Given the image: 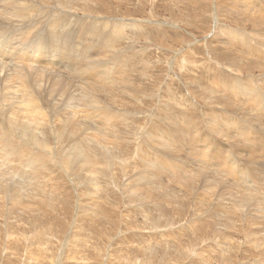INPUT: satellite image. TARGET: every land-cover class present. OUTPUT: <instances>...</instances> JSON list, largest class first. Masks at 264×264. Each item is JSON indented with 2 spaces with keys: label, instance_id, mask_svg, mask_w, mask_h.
Masks as SVG:
<instances>
[{
  "label": "rangeland",
  "instance_id": "obj_1",
  "mask_svg": "<svg viewBox=\"0 0 264 264\" xmlns=\"http://www.w3.org/2000/svg\"><path fill=\"white\" fill-rule=\"evenodd\" d=\"M27 2L57 22L26 27L17 4L0 22V264H264V17L234 0ZM88 25L112 42L98 56ZM85 50L116 80L86 90ZM10 89L36 101L26 116Z\"/></svg>",
  "mask_w": 264,
  "mask_h": 264
},
{
  "label": "bare ground",
  "instance_id": "obj_2",
  "mask_svg": "<svg viewBox=\"0 0 264 264\" xmlns=\"http://www.w3.org/2000/svg\"><path fill=\"white\" fill-rule=\"evenodd\" d=\"M2 3L0 4V6H2L5 2H3L4 0H0ZM59 2H60V4H64V3H68V4H70V3H72V0H58ZM86 2H87V0H85ZM230 1H232V0H230ZM235 1H238V0H234V3H236ZM239 1H241L242 2V9H241V7H240V5H238V4H231V7H232V9L230 8V12L231 13H233V11L235 10V8H236V10H238L237 11V13H234V15L236 14V16L238 15V16H241V17H246V15L248 14V15H251V14H249V13H247L246 14V12H254L256 15H258V17L260 16L261 18L262 17H264V0H262V1H257V0H239ZM257 1V2H256ZM33 3V2H32ZM38 3V2H37ZM79 3L80 2H76V6H78L79 5ZM8 7H6V5H5V7H3V8H1L0 7V22H6V21H8L10 18H9V13H8V11H7V9L8 8H10V9H12L13 7H15V5L17 4V6H18V8L20 9V10H23V11H26L24 14H17V13H13L15 16H16V18L18 19V20H20L21 22H23V23H25V26L26 27H33V28H35L36 30H41V28H42V26L43 25H45V24H47V25H52V22H57V18L54 16H52L51 14H49V15H47V17H44V15L42 16V17H40V18H35V19H29L30 18V16L28 15V13L27 12H29L28 10H31L32 9V4L30 5V3L29 2H27V0H6V3H5ZM74 4V3H73ZM241 4V3H240ZM71 6V5H70ZM69 6V7H70ZM83 6H88V5H83ZM35 8V7H34ZM65 9V8H64ZM74 9V8H73ZM33 10V9H32ZM75 10V9H74ZM245 10V11H244ZM218 11V10H217ZM43 13V12H42ZM46 13V12H45ZM68 13V12H67ZM66 13V14H67ZM41 14V13H40ZM218 14V13H217ZM64 15V14H63ZM219 15V14H218ZM221 15V14H220ZM36 16V15H35ZM59 16V15H58ZM253 16V15H252ZM251 16V17H252ZM53 17V18H52ZM64 17V16H63ZM42 18H43V20H42ZM59 18V17H58ZM245 19V18H244ZM53 20H56V21H53ZM64 20V19H63ZM90 20L91 21H93V23H100V20H99V18H90ZM243 20V19H242ZM250 20V19H249ZM35 21V22H34ZM102 21V20H101ZM255 21V20H254ZM259 22H260V20H259ZM61 23V22H60ZM83 23H85V22H83ZM89 23V22H88ZM112 23V22H111ZM75 24V23H74ZM74 24H72V25H70V30L69 29H65L64 27H62L61 26V24H59L60 25V35H62V33L64 32V34L65 35H69V36H71V29H74L72 26H74ZM86 25V24H85ZM92 25V24H91ZM90 25V26H91ZM94 25V24H93ZM132 25V24H131ZM89 26V25H88ZM87 26V27H88ZM89 26V27H90ZM97 26V28L99 29L100 28V26L99 25H96ZM82 27H84L83 25H82ZM84 28H86V27H84ZM135 28V27H134ZM257 28V27H256ZM87 29V28H86ZM90 33L89 34H87V36H85V37H87V38H89V40H90V43H91V45H92V50H94L95 49V52L96 53H94V55L96 54V56H98V54H97V51H98V49H104V50H106L105 48H107V47H109V46H111V44H112V42H111V39H110V37H103L102 39H101V37H94V36H96V35H93V33H91L92 31H94V30H92V28L90 27ZM94 29V28H93ZM95 30V33H99L100 31L99 30ZM72 31H76V29L75 30H72ZM224 31V30H223ZM254 31V30H253ZM260 31V30H259ZM83 32V31H82ZM82 32L81 33H78L77 32V34L78 35H82ZM230 32V31H229ZM117 33V32H116ZM226 34H228V33H226ZM241 34V33H240ZM108 35H110V34H108ZM219 35V34H218ZM249 35V34H248ZM254 35V34H253ZM104 36H107L106 34H104ZM259 36V35H258ZM263 37H264V35H262ZM247 37V36H246ZM234 38V37H233ZM219 39V38H218ZM225 39V38H224ZM228 39V38H227ZM235 39V38H234ZM99 40V43H96L97 41ZM240 40V39H239ZM258 41V40H257ZM16 42H20V38L19 37H15L14 38V40H12L11 41V43H16ZM219 42V41H218ZM221 42V41H220ZM64 46H66V47H68V48H71V47H76L75 45H71V44H68V43H65V42H61ZM230 43V42H229ZM228 43V44H229ZM263 43V42H262ZM18 44V43H17ZM231 44V43H230ZM16 45V44H15ZM103 46H105V48L103 47ZM258 46V45H257ZM264 46V45H263ZM244 47V46H243ZM260 47V46H259ZM104 50H102V51H104ZM264 51V50H263ZM100 54V53H99ZM261 54V53H260ZM83 55L85 56V61H84V66L83 67H79V69H78V76H79V78L80 79H84L86 82H88V83H85L86 84V90L88 89V87H89V82L90 83H93L94 82V80H99L100 79V75H101V73H103V74H105L106 76H108L109 74H111L110 75V77H111V79H114V80H116V75L114 74V76H113V74H112V72H113V70L111 71V69H110V67L112 66H114V67H116L117 66V64H115V62H113V64L110 66V64L106 61V60H104V59H102V58H99V60H96L97 58H94L95 60H93V61H91L90 62V59L89 60H87V58L88 57H92V54L91 55H87L86 54V50H85V52H83ZM96 61H99V66H100V70H101V72H98L97 74H96V68H94V67H92V63L93 62H96ZM90 62V63H89ZM4 61H3V59L0 57V65L2 66V65H4ZM118 63V62H117ZM33 64H34V62H33ZM90 67H91V69H90ZM117 69H119V67L117 66L116 67ZM44 70H47V69H44ZM114 70H115V68H114ZM264 70V69H263ZM91 72H92V74H91ZM117 74H118V71H117ZM120 77H122V79H124L126 76L124 75V74H121L120 73ZM264 77V76H263ZM45 78H46V76H45ZM50 78V77H49ZM43 79H44V77L42 78V79H33L34 81H35V87H34V89H36V87H40V85H37V82H42V83H44L43 82ZM5 81H6V83H8L9 82V85L11 84L10 83V79L9 78H5L4 79ZM51 80H53L52 78H51ZM249 81H251V80H249ZM34 83V82H33ZM48 83V82H47ZM51 83V82H50ZM97 83V82H96ZM62 82H59V81H54V83H51V85L49 84V86L48 87H50V88H48L47 89V87H46V91H48V93L46 92V94L48 95V97H54L55 95L56 96H59V94H60V92H62V91H64V89L66 88V87H63L62 86ZM89 84V85H88ZM254 84V83H253ZM43 85V84H42ZM93 85H95L96 86V84H93ZM91 86L90 87V97H89V103L90 104H93L94 102H96V100L97 99H95V97L99 94V91H102V90H100V89H97V88H93L94 86ZM260 85H261V83H260ZM105 85H103V87H104ZM264 86V85H263ZM262 86V87H263ZM4 87V86H3ZM6 87H9V88H11L10 86H6L5 85V88H3V91L6 89ZM100 87V86H99ZM261 87V88H262ZM41 88V87H40ZM39 88V89H40ZM45 88V87H44ZM255 88V87H254ZM264 88V87H263ZM106 89V86L103 88V90H105ZM7 90H9V89H6L5 91H7ZM41 90V89H40ZM54 90L55 91H57V93L55 94V95H53V93H55L54 92ZM1 91V90H0ZM3 91H1V92H3ZM10 91L12 92V94H10L9 93V91H8V93L10 94V95H12L11 97L8 95L7 97H10V98H18L19 100L18 101H14L13 103H9L8 101V104L10 105V108H15L16 110H17V112H20L21 114H23V115H25L26 116V114H27V112L29 111V103L31 102V101H34V100H31L30 99V96H31V93L29 92H22L19 96H17L15 93V91L14 90H12V89H10ZM28 91V90H27ZM237 91H239L240 93H245V94H248V96L249 95H251V92L249 91V88H246V89H241V90H237ZM255 91V90H254ZM258 91V90H257ZM262 91H264V90H262ZM236 92V91H235ZM256 92V91H255ZM7 93V92H6ZM33 93V92H32ZM41 93H42V91H41ZM257 93V92H256ZM260 93H262L261 91L258 93V94H260ZM237 94V93H236ZM244 94V95H245ZM254 94V93H253ZM253 94H252V97H253ZM244 95H241L242 97L244 96ZM2 96H3V94H2ZM2 96H1V99H2ZM6 96V94L4 93V96L3 97H5ZM228 96V95H227ZM236 96V95H235ZM239 96H240V94H239ZM252 97H251V100H252ZM234 98V97H233ZM244 98H245V96H244ZM247 98V97H246ZM0 99V100H1ZM8 98H4L3 99V101L2 102H5L4 100H7ZM40 99H41V97H40ZM242 99V98H241ZM248 99V98H247ZM246 99V100H247ZM38 101V100H37ZM2 102L0 103V104H2ZM34 102H36V101H34ZM249 103H250V100L248 101ZM247 102V103H248ZM258 102V101H257ZM253 103V102H252ZM251 103V105H253ZM36 104V103H35ZM234 104V103H233ZM238 105V104H237ZM241 105V104H240ZM254 106V105H253ZM264 107V106H263ZM241 109V108H240ZM250 109V108H249ZM243 110V109H242ZM248 110V109H247ZM244 112L246 111V110H243ZM252 111V110H251ZM245 114V113H244ZM211 116V115H210ZM215 117V116H214ZM211 118H213V117H211ZM260 118H262V120L264 119L263 117H260ZM1 121L3 122V125L5 126L4 127V130L5 131H8V132H10L11 131V128L13 127V126H15V128L16 127H18L19 125L18 124H16V123H14V122H12V121H6V119L4 120V119H1ZM6 121V122H5ZM209 121V120H208ZM216 120L214 119V121L213 122H215ZM231 121V120H230ZM248 121V120H247ZM264 121V120H263ZM244 122H246V121H244ZM7 125H6V124ZM209 123H211L210 121H209ZM248 123V122H247ZM250 123V122H249ZM254 123V122H253ZM180 124V123H179ZM212 124H214V123H212ZM228 124H230V123H228ZM232 124H233V122H232ZM231 124V125H232ZM257 124V123H256ZM177 125V124H176ZM184 125H185V123H184ZM250 126H251V124H249ZM181 126V125H180ZM180 126H179V128L178 129H182V127L180 128ZM178 127V126H177ZM216 127H217V125H216ZM13 129V128H12ZM185 130H187V128L185 129ZM189 130H191V129H189ZM214 130H217V129H215V127H214ZM16 131H19L20 133H22L23 135L24 134H28L30 137L32 136V132H31V130H30V128H28V127H26V126H19V130H16ZM184 131V130H183ZM180 132V130H179V132L177 131V133H176V135L174 136V138L176 139V138H179V139H181V138H186L185 136H188V135H186L187 133L188 134H191L190 133V131L189 132H186V133H184V132ZM218 131V130H217ZM193 135V134H192ZM189 136H191V135H189ZM220 136V135H219ZM181 137V138H180ZM223 137V136H222ZM179 139H178V141H179ZM187 139H189V137L187 138ZM192 139V138H191ZM162 140V139H161ZM182 140V139H181ZM208 140V139H207ZM175 141V140H174ZM183 141V140H182ZM184 141H186L187 142V140L185 139ZM188 141H190V142H192L193 141V139L192 140H188ZM197 141V140H196ZM200 141V140H199ZM173 142V141H172ZM189 142V144H192V143H190ZM204 142V141H203ZM188 143V142H187ZM194 143V142H193ZM206 143V142H205ZM172 144V143H171ZM203 144V143H202ZM239 144V143H238ZM193 145V144H192ZM200 145V144H199ZM180 146V145H179ZM197 146V145H196ZM192 147H194V146H192ZM191 147V148H192ZM205 147V146H204ZM188 148H189V146H188ZM196 148H198V147H196ZM202 148V147H201ZM168 149V148H167ZM172 149V148H171ZM194 149V148H193ZM192 149V150H193ZM204 149V148H203ZM191 150V149H190ZM189 150V151H190ZM206 150V149H205ZM178 151V150H177ZM182 152V151H181ZM175 153H176V151H175ZM197 153H198V151H197ZM172 154V153H171ZM177 154V153H176ZM217 157V159H218V156H216ZM171 158H172V156H171ZM177 158V157H176ZM84 159V161H89V160H87V158L86 157H84L83 158ZM221 159V158H220ZM225 159L226 160H229L228 159V157H225ZM225 161V160H224ZM173 163V162H172ZM170 168H172V169H177L178 168V166L176 165V164H170ZM181 168V167H180ZM179 168V169H180ZM169 169V168H168ZM240 170V169H239ZM177 171V170H176ZM241 172V171H240ZM148 177V176H147ZM247 204H245V206H246ZM257 205V204H256ZM242 206V205H241ZM249 206V205H248ZM254 222V221H253Z\"/></svg>",
  "mask_w": 264,
  "mask_h": 264
}]
</instances>
